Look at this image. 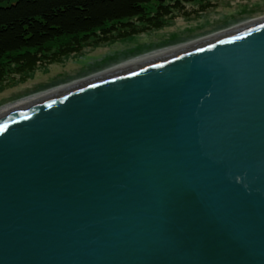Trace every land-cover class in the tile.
<instances>
[{
    "label": "water",
    "instance_id": "water-1",
    "mask_svg": "<svg viewBox=\"0 0 264 264\" xmlns=\"http://www.w3.org/2000/svg\"><path fill=\"white\" fill-rule=\"evenodd\" d=\"M0 264H264V20L1 115Z\"/></svg>",
    "mask_w": 264,
    "mask_h": 264
},
{
    "label": "trees",
    "instance_id": "trees-1",
    "mask_svg": "<svg viewBox=\"0 0 264 264\" xmlns=\"http://www.w3.org/2000/svg\"><path fill=\"white\" fill-rule=\"evenodd\" d=\"M192 1L0 0V89L81 55L90 44L106 45L158 31L169 21L198 20L215 4L196 6Z\"/></svg>",
    "mask_w": 264,
    "mask_h": 264
},
{
    "label": "rangeland",
    "instance_id": "rangeland-1",
    "mask_svg": "<svg viewBox=\"0 0 264 264\" xmlns=\"http://www.w3.org/2000/svg\"><path fill=\"white\" fill-rule=\"evenodd\" d=\"M206 1L215 4L204 15H200L198 20H183L181 24H176V21H169L164 28L158 31H149L144 35L110 42L106 45L96 46L90 44V47L85 48L81 55L68 57L62 60L61 63L38 69L24 77V81L20 79L10 81L6 87L0 89V106L13 103L21 96L37 92L38 89L53 83L73 79L84 70L91 69L96 65L120 61L127 56H133L166 41L176 43L187 37L205 36L208 35L209 31L224 28L227 24L264 15V0H193L191 3L197 6ZM153 7H155V4ZM208 17L210 19H205ZM192 18H195V16H192ZM185 28L189 29L184 31ZM207 31L208 33H204ZM87 61L88 64L91 62L90 65H87Z\"/></svg>",
    "mask_w": 264,
    "mask_h": 264
},
{
    "label": "bare ground",
    "instance_id": "bare-ground-1",
    "mask_svg": "<svg viewBox=\"0 0 264 264\" xmlns=\"http://www.w3.org/2000/svg\"><path fill=\"white\" fill-rule=\"evenodd\" d=\"M238 1H241V0H238ZM205 19H210V17L205 18ZM261 20H264V15L261 17H257V18L254 17V18L246 19L241 22L238 21L233 24H227L225 25L227 28L224 27V28H220L217 30H213V31L211 30L209 31V33L208 31L204 32V33H208V35H205V36H200V37L197 36V38L187 37V38L177 41L176 43L166 41L165 43L150 47L133 56L132 55L127 56L121 59L120 61H116V62H112L108 64L96 65L91 69L84 70L79 76H76L73 79H69L64 82L53 83L51 85L38 89L37 92L35 91L34 93H31L29 95H23L21 96L20 99H18L17 101L13 103L0 106V116L6 113H9L10 111L23 108L32 103L50 99L52 97H55L56 95L65 93L68 90L74 89L75 87L90 83L92 81L103 79V78L113 76L116 74H121L128 70H131V69H134L140 66H144V65L153 63L155 61L161 60L165 57H169L177 53L189 50L198 45H201L202 43L209 42L213 39H216L224 35H229L233 33L234 31H237L243 27L249 26L252 23H255ZM182 21L183 19H179L176 24H181ZM180 27L182 26L180 25ZM188 29L189 28H185L183 30L186 31ZM90 63L88 64V61H87V65H90Z\"/></svg>",
    "mask_w": 264,
    "mask_h": 264
}]
</instances>
